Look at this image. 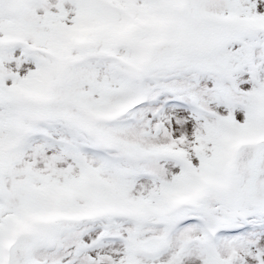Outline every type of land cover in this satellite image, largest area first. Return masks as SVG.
Returning a JSON list of instances; mask_svg holds the SVG:
<instances>
[{
  "label": "snow or ice",
  "instance_id": "1",
  "mask_svg": "<svg viewBox=\"0 0 264 264\" xmlns=\"http://www.w3.org/2000/svg\"><path fill=\"white\" fill-rule=\"evenodd\" d=\"M0 264H264V0H0Z\"/></svg>",
  "mask_w": 264,
  "mask_h": 264
}]
</instances>
